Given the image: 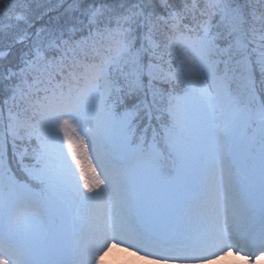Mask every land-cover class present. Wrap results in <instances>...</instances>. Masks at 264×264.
<instances>
[{
    "label": "snow or ice",
    "instance_id": "snow-or-ice-1",
    "mask_svg": "<svg viewBox=\"0 0 264 264\" xmlns=\"http://www.w3.org/2000/svg\"><path fill=\"white\" fill-rule=\"evenodd\" d=\"M120 245L264 264V0H0V264Z\"/></svg>",
    "mask_w": 264,
    "mask_h": 264
},
{
    "label": "bare ground",
    "instance_id": "bare-ground-1",
    "mask_svg": "<svg viewBox=\"0 0 264 264\" xmlns=\"http://www.w3.org/2000/svg\"><path fill=\"white\" fill-rule=\"evenodd\" d=\"M124 245L118 246V248L112 249L111 252H109L108 256L105 257L106 260H125L129 261L133 264H145V261L138 259L139 255H142L143 253H138L137 256H131L129 253L133 251V249L129 250V253L120 251V248H123ZM233 258H228L225 261H218L217 264H229L230 260Z\"/></svg>",
    "mask_w": 264,
    "mask_h": 264
},
{
    "label": "rangeland",
    "instance_id": "rangeland-1",
    "mask_svg": "<svg viewBox=\"0 0 264 264\" xmlns=\"http://www.w3.org/2000/svg\"><path fill=\"white\" fill-rule=\"evenodd\" d=\"M106 260V259H105ZM113 261H116V260H106V264H113ZM119 264H133V263H130L129 261H125V260H118Z\"/></svg>",
    "mask_w": 264,
    "mask_h": 264
}]
</instances>
